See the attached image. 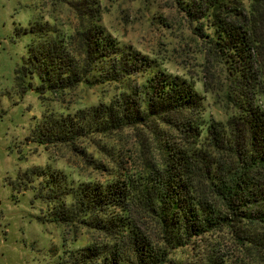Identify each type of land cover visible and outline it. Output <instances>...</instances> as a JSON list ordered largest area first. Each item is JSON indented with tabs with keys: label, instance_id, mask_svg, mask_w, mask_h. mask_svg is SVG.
Masks as SVG:
<instances>
[{
	"label": "trees",
	"instance_id": "obj_1",
	"mask_svg": "<svg viewBox=\"0 0 264 264\" xmlns=\"http://www.w3.org/2000/svg\"><path fill=\"white\" fill-rule=\"evenodd\" d=\"M51 1L73 7L81 25L28 46L15 69L17 90L62 95L86 83L112 84L114 92L73 113L44 115L31 140L78 149L90 135L148 123L165 126L167 136L140 171L105 182L40 165L11 182L47 204L44 222L90 231L89 243L57 264H168L172 249L212 232L223 233L239 257L264 261V0L248 7L245 0H175L205 26V53L229 75L224 120L204 116L203 97L187 79L108 32L98 9L83 6L88 0ZM211 253L193 264L232 262Z\"/></svg>",
	"mask_w": 264,
	"mask_h": 264
},
{
	"label": "rangeland",
	"instance_id": "obj_2",
	"mask_svg": "<svg viewBox=\"0 0 264 264\" xmlns=\"http://www.w3.org/2000/svg\"><path fill=\"white\" fill-rule=\"evenodd\" d=\"M89 3L98 9L99 23L123 44L156 58L169 73L187 79L203 97L205 117L227 118L223 100L229 75L223 64L205 53L199 28L207 30L182 4L175 0H88L83 6ZM244 4L248 7L249 0ZM81 22L68 4L0 0V264H57L67 251L90 241L85 226L44 222L47 204L35 198L33 190L14 189L11 182L17 184L25 169L49 166L76 181L105 182L114 174L140 171L144 160L162 153L159 143L167 137L166 127L154 123L90 135L79 141L78 149L31 140L32 128L44 115L73 113L113 95L112 84L81 83L62 95H39L34 90L23 94L15 87V69L31 43L43 41L48 31L52 35L54 31H73ZM220 251L233 256L232 262L222 264H264L251 254L239 257L221 232L172 249L168 264H193L204 253Z\"/></svg>",
	"mask_w": 264,
	"mask_h": 264
}]
</instances>
